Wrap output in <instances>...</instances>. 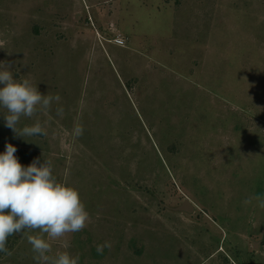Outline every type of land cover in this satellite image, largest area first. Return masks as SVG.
Masks as SVG:
<instances>
[{"label":"rangeland","instance_id":"obj_1","mask_svg":"<svg viewBox=\"0 0 264 264\" xmlns=\"http://www.w3.org/2000/svg\"><path fill=\"white\" fill-rule=\"evenodd\" d=\"M0 62L61 97L17 125L47 135L16 136L0 108V153L50 160L89 213L45 237L49 256L264 264V209L244 204L264 198V0H0ZM37 234L10 236L0 264H37Z\"/></svg>","mask_w":264,"mask_h":264},{"label":"clouds","instance_id":"obj_2","mask_svg":"<svg viewBox=\"0 0 264 264\" xmlns=\"http://www.w3.org/2000/svg\"><path fill=\"white\" fill-rule=\"evenodd\" d=\"M0 64L5 65L0 69V108L6 110L5 127L23 138L47 135L39 121L22 128L17 125L21 117L31 118L38 110H50L61 97L58 94H41L29 79H14L10 64ZM56 112L62 115L63 108L58 107ZM73 131L79 137L83 134V127L78 125ZM16 152L17 148L7 143L5 151L0 153V252L12 255L6 247L10 236L38 231L37 235L27 236L37 264H79V255L73 256L67 251L49 256L52 247L45 238L56 240L80 232L87 226L89 213L79 190L57 180L50 160L41 164L36 158L25 167L19 162ZM253 200L264 209V198L259 195L248 197L244 204H251ZM105 247L110 248L111 244H98L96 251L102 254Z\"/></svg>","mask_w":264,"mask_h":264},{"label":"water","instance_id":"obj_3","mask_svg":"<svg viewBox=\"0 0 264 264\" xmlns=\"http://www.w3.org/2000/svg\"><path fill=\"white\" fill-rule=\"evenodd\" d=\"M183 209L189 212H193V208L187 203L183 206Z\"/></svg>","mask_w":264,"mask_h":264},{"label":"built area","instance_id":"obj_4","mask_svg":"<svg viewBox=\"0 0 264 264\" xmlns=\"http://www.w3.org/2000/svg\"><path fill=\"white\" fill-rule=\"evenodd\" d=\"M117 44H118V45H121V44H123V43H122L121 41H117Z\"/></svg>","mask_w":264,"mask_h":264}]
</instances>
